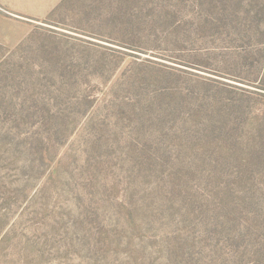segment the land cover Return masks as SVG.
Listing matches in <instances>:
<instances>
[{
	"label": "rangeland",
	"instance_id": "1",
	"mask_svg": "<svg viewBox=\"0 0 264 264\" xmlns=\"http://www.w3.org/2000/svg\"><path fill=\"white\" fill-rule=\"evenodd\" d=\"M16 6L0 264H264V0Z\"/></svg>",
	"mask_w": 264,
	"mask_h": 264
},
{
	"label": "crops",
	"instance_id": "2",
	"mask_svg": "<svg viewBox=\"0 0 264 264\" xmlns=\"http://www.w3.org/2000/svg\"><path fill=\"white\" fill-rule=\"evenodd\" d=\"M60 0H11V2L16 6L17 11L21 12H31L35 14H41V12L50 9L53 5L57 4ZM30 5L29 8L27 6L22 8L18 5L23 4Z\"/></svg>",
	"mask_w": 264,
	"mask_h": 264
}]
</instances>
